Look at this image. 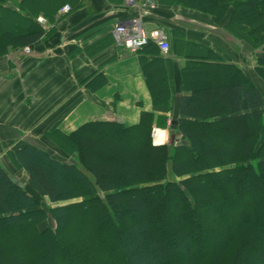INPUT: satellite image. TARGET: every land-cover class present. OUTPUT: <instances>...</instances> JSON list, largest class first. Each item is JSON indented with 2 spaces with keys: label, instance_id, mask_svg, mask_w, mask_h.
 <instances>
[{
  "label": "trees",
  "instance_id": "16d2710c",
  "mask_svg": "<svg viewBox=\"0 0 264 264\" xmlns=\"http://www.w3.org/2000/svg\"><path fill=\"white\" fill-rule=\"evenodd\" d=\"M45 1L0 0V57L37 42L36 18L53 22L69 0ZM176 1L228 16L227 29L260 50L264 84V0ZM190 91L172 145L153 144L147 113L130 127L54 132L74 163L16 144L10 159L26 181L0 167V264H264V96L238 74Z\"/></svg>",
  "mask_w": 264,
  "mask_h": 264
},
{
  "label": "crops",
  "instance_id": "0c3cea01",
  "mask_svg": "<svg viewBox=\"0 0 264 264\" xmlns=\"http://www.w3.org/2000/svg\"><path fill=\"white\" fill-rule=\"evenodd\" d=\"M186 4L162 0L135 10L123 0H69L53 22L38 16L44 33L27 46L31 52L9 48L0 57V167L25 177L10 159L18 143L74 163L58 151L54 132L69 134L90 121L130 127L142 113L152 116L154 145L175 144L180 135L171 122L185 119L179 114L182 98L214 77L228 81L238 74L264 96L253 49L227 29L228 16L216 21ZM64 5L70 10L60 14ZM131 19L146 31L162 30L168 53L155 44L135 54L117 46L114 26Z\"/></svg>",
  "mask_w": 264,
  "mask_h": 264
},
{
  "label": "built area",
  "instance_id": "2783aa9c",
  "mask_svg": "<svg viewBox=\"0 0 264 264\" xmlns=\"http://www.w3.org/2000/svg\"><path fill=\"white\" fill-rule=\"evenodd\" d=\"M127 8L138 10L140 8L152 9L155 7L154 0H123ZM70 10L68 5H64L60 14H66ZM39 23H43L42 18H37ZM113 38L117 46L124 51L135 54L148 44H155L162 55H166L169 45L165 33L160 29L146 31L139 20L131 19L123 23L116 24L113 29ZM24 54H29V47H23Z\"/></svg>",
  "mask_w": 264,
  "mask_h": 264
},
{
  "label": "rangeland",
  "instance_id": "374dc122",
  "mask_svg": "<svg viewBox=\"0 0 264 264\" xmlns=\"http://www.w3.org/2000/svg\"><path fill=\"white\" fill-rule=\"evenodd\" d=\"M45 1V0H44ZM205 2V1H204ZM43 3V2H42ZM206 3V2H205ZM43 5L44 6H47V7H49V5L46 3V1H45V3H43ZM42 24V23H41ZM23 49V48H22ZM253 49V48H252ZM10 50V49H9ZM29 50H30V48H29ZM259 51V52H258ZM30 52H31V50H30ZM261 53H260V50H258V49H253V58H252V61L253 62H255V59H256V57H257V55H260ZM27 55V54H26ZM69 148H70V146H68ZM51 153H53V152H51ZM56 156V155H55ZM7 160V159H6ZM21 176H23V175H21L20 173H18V174H16V175H13V179L14 180H16V181H19L20 183L21 182H24V181H26V178L24 177V179L21 177ZM24 184H25V182H24ZM44 202V205L45 206H53L54 204H49L46 200L45 201H43ZM62 204V203H61ZM44 205H42L41 204V206L42 207H44L45 208V206ZM47 224V226L48 227H50V228H54V226H53V224H52V222L51 221H49L48 223L47 222H45V225ZM41 228V227H40ZM43 228V227H42ZM70 232H72V233H78L79 231L76 229V228H74V230H71ZM79 234V233H78ZM77 236V235H76Z\"/></svg>",
  "mask_w": 264,
  "mask_h": 264
},
{
  "label": "water",
  "instance_id": "95a60500",
  "mask_svg": "<svg viewBox=\"0 0 264 264\" xmlns=\"http://www.w3.org/2000/svg\"><path fill=\"white\" fill-rule=\"evenodd\" d=\"M171 125H172V128H175L176 127V121H172Z\"/></svg>",
  "mask_w": 264,
  "mask_h": 264
}]
</instances>
